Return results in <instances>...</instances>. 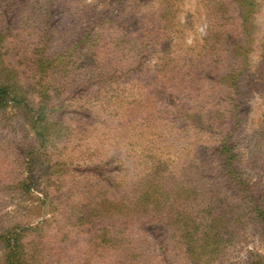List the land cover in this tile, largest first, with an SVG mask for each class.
<instances>
[{"label": "rangeland", "instance_id": "obj_1", "mask_svg": "<svg viewBox=\"0 0 264 264\" xmlns=\"http://www.w3.org/2000/svg\"><path fill=\"white\" fill-rule=\"evenodd\" d=\"M46 2L45 13L42 0H0V45L24 82L40 56L44 65L53 61L52 72L72 71L55 112L66 134L45 136L42 147L25 110L0 108V234L23 228L28 240H40L38 264H121L116 252L96 246L99 227L84 232L79 222L72 229L61 222L69 210L74 218L90 213L93 201L101 213L125 202L153 155L166 181L212 182L218 162L206 147L214 133L230 132L243 146L264 116V0ZM76 41L81 49L71 47ZM64 51L71 56L61 64ZM81 52L86 58L78 59ZM96 72L103 83L88 81ZM171 103L201 128H185ZM63 168L59 188L54 178ZM144 254L142 264H164L152 247ZM4 258L0 241V264Z\"/></svg>", "mask_w": 264, "mask_h": 264}, {"label": "trees", "instance_id": "obj_2", "mask_svg": "<svg viewBox=\"0 0 264 264\" xmlns=\"http://www.w3.org/2000/svg\"><path fill=\"white\" fill-rule=\"evenodd\" d=\"M42 1L46 13L47 0ZM43 23L50 27L48 20ZM124 42L131 43L130 40ZM75 43L77 46L71 44L73 49L82 48L81 42ZM232 47L238 48V42ZM6 53V48L0 45V108L11 104L25 110L41 147L45 136L54 135L56 139L66 134L63 118L55 116V112L62 111L60 100L67 90L72 71L52 72L48 68L53 61L44 65V56H40L33 62L36 70H30L31 81L26 83L20 78L17 65L5 58ZM87 53H79L78 59L86 58ZM237 54V49L232 52L234 57ZM59 56L61 64H66L71 55L64 51ZM91 75L88 81L96 77L93 81L103 83L99 72ZM235 79L233 74L231 80ZM32 92L38 97L35 105ZM171 106L170 114L177 119L186 118L185 128H201L196 117L182 112L183 108L173 103ZM141 113L144 117L148 115L147 110ZM174 122L176 127L182 125L178 120ZM206 127L207 130L213 128L210 124ZM214 134L210 146L206 147L218 162L212 182L166 181L163 161L153 155L150 165H145L144 172L135 176L125 202L110 204L107 211L101 213L93 201L90 213L78 212L79 216L75 218L74 211L72 217L69 210L61 222L62 228L72 229L77 222L84 232L86 226L90 231L99 227L96 246L116 252L114 257L121 259V264H138L139 261L142 264L146 258L144 251L151 247L154 256L164 264H264V116L243 146H239L240 142L232 138L230 132ZM58 171L60 175L53 178L60 188L61 178L67 170ZM91 171L83 169L81 173ZM168 171L173 179L175 172ZM51 176L50 173V179ZM108 185L111 187L110 182ZM132 228L139 229V237L130 235ZM26 234L23 228L5 229L0 234L5 264L40 263V240H28ZM135 243L138 249L133 250ZM242 249L244 253L239 256ZM132 251L136 253L132 254ZM129 256L139 258L133 262Z\"/></svg>", "mask_w": 264, "mask_h": 264}]
</instances>
